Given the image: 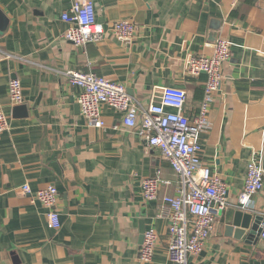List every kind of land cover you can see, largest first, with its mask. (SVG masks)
<instances>
[{"label": "crops", "instance_id": "1", "mask_svg": "<svg viewBox=\"0 0 264 264\" xmlns=\"http://www.w3.org/2000/svg\"><path fill=\"white\" fill-rule=\"evenodd\" d=\"M106 28L127 20L138 28L128 43L108 33L74 47L61 21L72 0H0V110L9 129L0 135V264H171L168 221L159 218L177 179L160 153L101 106L104 126L87 127L78 89L66 76L90 72L120 83L130 96L157 102L160 89H183V114L197 115L206 76L187 75L188 57H209L221 38L231 44L221 90L200 135L203 165L227 188L229 207L217 219L201 253L188 264H264V242L227 233L246 165L264 149V9L261 0H92ZM10 56V58H7ZM20 82L27 116L13 115L8 84ZM169 185L144 201L141 184L156 172ZM54 187L61 226L50 229L46 209L20 193ZM264 213V189L252 199ZM158 236L149 263L138 259L141 229Z\"/></svg>", "mask_w": 264, "mask_h": 264}, {"label": "built area", "instance_id": "2", "mask_svg": "<svg viewBox=\"0 0 264 264\" xmlns=\"http://www.w3.org/2000/svg\"><path fill=\"white\" fill-rule=\"evenodd\" d=\"M261 8L264 9V0H261ZM61 21L68 25L62 38L74 47L98 43L108 33L120 42H129L138 30L133 22L127 20L114 22L108 28L98 23L92 0H72L69 9L61 15ZM230 50L231 44L219 38L209 57L190 56L186 59L187 75L206 76L198 113L190 119L183 114L186 101L183 89L161 88L159 101L143 104L130 96L120 83L90 72L66 74L69 83L79 91L77 105L87 127L103 128L100 111L103 105L122 113L123 125L135 131L147 146L155 148L174 172L177 194L162 198V210L158 215L168 221L167 256L171 264H188L189 258L198 256L217 219L229 207L226 185L201 161L200 135L208 128V112L214 96L222 88L223 67L230 59ZM7 91L12 108L24 104L18 80H11ZM8 129V117L0 110V135ZM261 161L262 152L246 165L243 189L237 197L238 210L253 213L252 199L264 189ZM166 185L169 182L161 178L159 171L154 177L144 179L141 184L143 200L155 201L160 187ZM19 190L21 194L30 196L31 203H38L46 209V223L50 229L60 228V215L56 209L59 194L54 187L32 192L28 185H24ZM259 215L262 217L259 239L264 242V213ZM157 241L154 229L144 232L138 252L141 262L152 260Z\"/></svg>", "mask_w": 264, "mask_h": 264}, {"label": "water", "instance_id": "3", "mask_svg": "<svg viewBox=\"0 0 264 264\" xmlns=\"http://www.w3.org/2000/svg\"><path fill=\"white\" fill-rule=\"evenodd\" d=\"M2 18V13L0 12V19ZM2 31L3 28L0 27ZM125 43H128L127 41ZM13 115L18 116H27V109L25 105H20L14 107ZM262 169L264 172V149L262 151ZM227 222L229 223L227 226V233L233 234L235 239L243 238L246 235L247 243H256L259 239L260 234V224L262 222V217L260 215H253L247 212H243L241 210H233L227 216ZM144 229H141V242L143 243V234Z\"/></svg>", "mask_w": 264, "mask_h": 264}]
</instances>
